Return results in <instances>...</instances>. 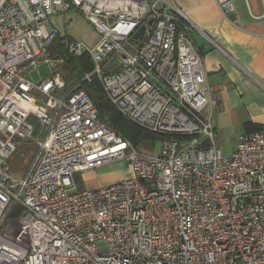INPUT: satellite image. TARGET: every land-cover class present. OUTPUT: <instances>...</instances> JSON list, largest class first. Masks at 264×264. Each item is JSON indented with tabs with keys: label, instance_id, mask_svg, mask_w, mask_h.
I'll return each instance as SVG.
<instances>
[{
	"label": "built area",
	"instance_id": "obj_1",
	"mask_svg": "<svg viewBox=\"0 0 264 264\" xmlns=\"http://www.w3.org/2000/svg\"><path fill=\"white\" fill-rule=\"evenodd\" d=\"M215 2L225 16L234 10L233 0ZM71 9L98 38L50 52L59 33L50 17ZM192 27L172 0H0V264H264V129L241 134L230 154L217 146L219 95ZM83 54L91 69L66 83L58 69ZM39 59L50 69L34 83L20 67ZM94 77L120 113L162 135L157 153L99 116L78 88ZM30 116L41 124L35 137ZM31 138L36 152L15 178L7 160ZM116 158L132 176L73 190L74 173ZM12 202L20 219L4 222Z\"/></svg>",
	"mask_w": 264,
	"mask_h": 264
},
{
	"label": "crops",
	"instance_id": "obj_2",
	"mask_svg": "<svg viewBox=\"0 0 264 264\" xmlns=\"http://www.w3.org/2000/svg\"><path fill=\"white\" fill-rule=\"evenodd\" d=\"M172 1L193 24L192 41L203 57L209 83L219 95V107L211 117L215 143L230 154L241 134L264 129V0H233L234 10L226 16L215 0ZM49 69H40L42 77ZM28 96L39 100L40 95L32 91ZM36 149L35 143L28 164ZM14 152L7 160L9 173L19 178L24 174L13 175L16 167L10 163Z\"/></svg>",
	"mask_w": 264,
	"mask_h": 264
},
{
	"label": "rangeland",
	"instance_id": "obj_3",
	"mask_svg": "<svg viewBox=\"0 0 264 264\" xmlns=\"http://www.w3.org/2000/svg\"><path fill=\"white\" fill-rule=\"evenodd\" d=\"M53 22V26L59 31L58 36L53 40L52 43L48 45L50 52H59L62 49L61 42L66 39H76L82 40L87 45H93L97 38L98 33L95 27L89 23L79 12L75 10L67 11L63 16H52L50 17ZM131 46L130 43H124ZM39 68H32L26 63H23L21 68V73L25 74L34 83H39L42 79V74L40 73L41 68L49 69V65H45L41 59H39ZM68 63V62H67ZM66 63V64H67ZM62 65L58 70L63 76L66 83L72 82L74 79L78 78L80 74L76 70H71L67 65ZM80 85V84H79ZM39 100H43V97L39 96ZM33 126L32 136L35 137L39 134L41 129V124L39 119L35 116H30L28 119ZM46 132V128L44 129ZM42 137V136H41ZM35 146V141L33 138L26 141H21L17 147L16 151L13 154L12 166H15L13 175H23L26 169L28 168V163L30 161L29 151ZM138 149L148 152V153H157L159 150V144L157 141L152 139H144ZM127 149L126 152H128ZM24 153V154H21ZM99 170L86 171V172H76L73 175L74 180V191H79L83 189H97L106 185H109L118 180L124 179L126 177L132 176V171L128 161L125 158H116L109 162H106L100 165ZM27 167V168H26ZM17 171V172H16ZM16 203L12 202L9 209L5 213L4 222L7 221L15 208ZM22 211L19 213L16 219H20ZM15 239L21 243L26 241V231L20 227L15 229L13 226Z\"/></svg>",
	"mask_w": 264,
	"mask_h": 264
},
{
	"label": "trees",
	"instance_id": "obj_4",
	"mask_svg": "<svg viewBox=\"0 0 264 264\" xmlns=\"http://www.w3.org/2000/svg\"><path fill=\"white\" fill-rule=\"evenodd\" d=\"M66 65L70 67L71 70H76L81 75L84 71L91 69L92 61L88 54H83L80 57H71ZM78 88L86 90L95 104L99 116L120 132L135 147H138L144 139H152L158 142L162 137V135L158 133H152L142 128L120 113L103 92L100 83L95 77L90 82L82 81ZM21 211L22 207L20 204H16L10 216L17 218Z\"/></svg>",
	"mask_w": 264,
	"mask_h": 264
},
{
	"label": "water",
	"instance_id": "obj_5",
	"mask_svg": "<svg viewBox=\"0 0 264 264\" xmlns=\"http://www.w3.org/2000/svg\"><path fill=\"white\" fill-rule=\"evenodd\" d=\"M144 35V26H141L135 33L134 35L131 37L132 40L135 42V43H139L140 40L142 39ZM113 64V59H111L105 66V68L107 69L110 65Z\"/></svg>",
	"mask_w": 264,
	"mask_h": 264
}]
</instances>
